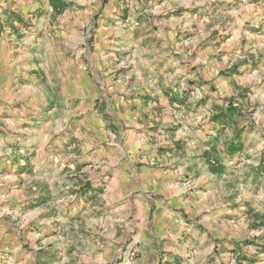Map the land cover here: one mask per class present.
I'll list each match as a JSON object with an SVG mask.
<instances>
[{
	"label": "crops",
	"instance_id": "crops-1",
	"mask_svg": "<svg viewBox=\"0 0 264 264\" xmlns=\"http://www.w3.org/2000/svg\"><path fill=\"white\" fill-rule=\"evenodd\" d=\"M214 2L180 0L190 36L178 42L183 19L172 18L169 41L146 50L158 74L126 76L139 85L121 101L130 115L114 143L121 152L88 157L93 186H106L96 201L66 202L69 191L85 194L83 156H36L29 173L0 156V264H226L224 246L255 221L252 194L264 182V0H224L213 11ZM113 48L89 65L109 68Z\"/></svg>",
	"mask_w": 264,
	"mask_h": 264
},
{
	"label": "rangeland",
	"instance_id": "rangeland-1",
	"mask_svg": "<svg viewBox=\"0 0 264 264\" xmlns=\"http://www.w3.org/2000/svg\"><path fill=\"white\" fill-rule=\"evenodd\" d=\"M61 1L62 7L54 9L49 0H0V156L18 159L16 169L26 173L29 165L40 166L36 156H83L81 188L85 194L76 197L69 191L66 202L70 209L79 197H84V203L93 202L94 191L105 192L103 182L93 186L97 182L95 163L88 157L120 154L114 143L121 131L130 128V115L121 101L131 99L139 85L126 76L136 71L141 75L158 74L155 63L148 67L144 62L146 50L150 48L152 55L161 48L160 43L169 41V32L163 29L173 22L172 18L177 22L188 11L179 7L180 0ZM34 3L37 7L28 12ZM226 4L215 0L211 8L220 10ZM180 24L182 30L176 40L184 42L190 36L189 27L194 25L189 26L184 19ZM107 42L114 46L110 67H91L93 57L101 60L105 55ZM184 48L188 51V44ZM202 56L201 47L197 57ZM107 69L113 74L109 84L104 78ZM110 89L115 99L109 96ZM181 97L176 102L186 99ZM176 110L182 121L185 111ZM157 112L160 115L162 110ZM211 161L217 164L215 159ZM2 165L0 176L8 170L6 162ZM73 177H68L70 182ZM263 183L252 194L251 215L255 221L249 226L244 223L238 240L224 246L228 252L226 264H264ZM246 209L242 214L248 218ZM131 233L134 236V231Z\"/></svg>",
	"mask_w": 264,
	"mask_h": 264
},
{
	"label": "trees",
	"instance_id": "trees-1",
	"mask_svg": "<svg viewBox=\"0 0 264 264\" xmlns=\"http://www.w3.org/2000/svg\"><path fill=\"white\" fill-rule=\"evenodd\" d=\"M50 4L53 6L54 9H59L60 7H62L63 5V1L61 0H49ZM211 171L213 172H217L218 171V167L217 165L213 162H209Z\"/></svg>",
	"mask_w": 264,
	"mask_h": 264
},
{
	"label": "built area",
	"instance_id": "built-area-1",
	"mask_svg": "<svg viewBox=\"0 0 264 264\" xmlns=\"http://www.w3.org/2000/svg\"><path fill=\"white\" fill-rule=\"evenodd\" d=\"M213 163V161H211Z\"/></svg>",
	"mask_w": 264,
	"mask_h": 264
}]
</instances>
